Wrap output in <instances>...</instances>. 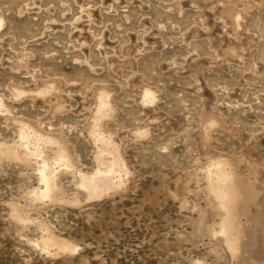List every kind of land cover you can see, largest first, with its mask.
Segmentation results:
<instances>
[{"label":"rangeland","instance_id":"obj_1","mask_svg":"<svg viewBox=\"0 0 264 264\" xmlns=\"http://www.w3.org/2000/svg\"><path fill=\"white\" fill-rule=\"evenodd\" d=\"M0 264H264V0H0Z\"/></svg>","mask_w":264,"mask_h":264},{"label":"bare ground","instance_id":"obj_2","mask_svg":"<svg viewBox=\"0 0 264 264\" xmlns=\"http://www.w3.org/2000/svg\"><path fill=\"white\" fill-rule=\"evenodd\" d=\"M50 174V173H49ZM41 178H42V181L45 182V185H46V188L48 189V180H49V177L46 173V170L44 168H42L41 170ZM96 178V177H95ZM95 180V179H94Z\"/></svg>","mask_w":264,"mask_h":264}]
</instances>
